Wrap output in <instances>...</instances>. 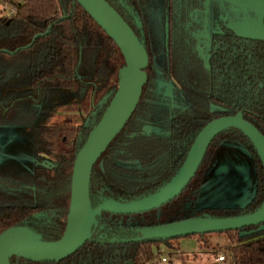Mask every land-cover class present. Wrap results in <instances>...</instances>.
Wrapping results in <instances>:
<instances>
[{
	"label": "trees",
	"instance_id": "obj_1",
	"mask_svg": "<svg viewBox=\"0 0 264 264\" xmlns=\"http://www.w3.org/2000/svg\"><path fill=\"white\" fill-rule=\"evenodd\" d=\"M106 1L131 25L117 0ZM123 1L141 21L148 78L132 115L92 168L89 193L132 199L163 185L180 166L197 132L216 117L241 111L264 136V39L222 26L211 34L206 65L191 31L200 27L208 0ZM45 31L32 42L34 35ZM27 44L31 45L9 53ZM123 64L116 44L76 0H23L11 17H0V126L29 128L38 161L31 172L0 174V232L46 211L50 217L38 229V240L61 236L75 155L109 104ZM56 112L85 117L78 125L45 123ZM223 143L239 144L248 152L252 197L240 206H197ZM111 158L138 165H119ZM43 160L53 165L40 164ZM263 198L261 162L247 137L230 128L215 136L194 176L173 200L133 215L103 213L101 221L151 226L205 215L237 216L253 211ZM226 233L230 264H264V226ZM175 239L113 244L90 239L58 262L12 257L9 264H157L154 245L171 247Z\"/></svg>",
	"mask_w": 264,
	"mask_h": 264
},
{
	"label": "water",
	"instance_id": "obj_2",
	"mask_svg": "<svg viewBox=\"0 0 264 264\" xmlns=\"http://www.w3.org/2000/svg\"><path fill=\"white\" fill-rule=\"evenodd\" d=\"M76 1L116 44L124 64L118 71L117 87L109 104L75 155L70 178L68 213L61 237L55 241L42 242L38 240L37 232L25 225L7 228L0 232V264H9L12 256L33 262L59 261L72 254L89 239L103 211L114 214L141 213L172 200L195 174L211 140L227 128H236L248 138L264 170V136L238 112L235 115L213 119L205 124L196 134L174 174L154 191L130 200L104 198L100 204L92 207L89 199L92 167L136 108L142 88L147 81L145 68L148 55L143 39L137 37L127 22L106 0ZM134 25L139 29L141 27L137 16L134 17ZM47 32L34 35L32 42ZM164 33L166 41L167 21L164 23ZM30 45L18 47L9 53L13 54ZM247 226L263 228L264 198L257 208L242 215L228 217L205 215L137 227L134 228V237L117 242L161 241L188 235L238 230Z\"/></svg>",
	"mask_w": 264,
	"mask_h": 264
},
{
	"label": "rangeland",
	"instance_id": "obj_3",
	"mask_svg": "<svg viewBox=\"0 0 264 264\" xmlns=\"http://www.w3.org/2000/svg\"><path fill=\"white\" fill-rule=\"evenodd\" d=\"M211 8L213 20L222 17L226 20V24L230 25L245 23L247 27V22L255 17L252 1L214 0ZM49 122L63 123V119L61 116L56 119L54 117ZM69 122L78 123L80 119L70 116ZM32 158L27 130L9 126L0 127V171L30 170ZM207 177L208 181L201 189L197 206H240L252 197L254 180L250 158L248 152L239 144L223 143L213 158ZM195 237L199 238L202 249H207L208 253L194 251ZM176 239L172 240L171 244L179 240L178 245L183 250L181 252L168 248L164 243L154 245L153 251L158 253L157 264H203L202 255L207 256L211 264L213 254L218 252L225 257L221 264L231 262L230 240L226 231L188 235ZM162 257L166 262H161Z\"/></svg>",
	"mask_w": 264,
	"mask_h": 264
},
{
	"label": "flooded vegetation",
	"instance_id": "obj_4",
	"mask_svg": "<svg viewBox=\"0 0 264 264\" xmlns=\"http://www.w3.org/2000/svg\"><path fill=\"white\" fill-rule=\"evenodd\" d=\"M214 0H208L207 1V6L205 8V11L203 12L202 16L200 17V21H201V25L199 28L197 29H193L191 31V34L192 36L195 38L196 40V43H197V46H198V51L201 55V57H204V60H205V64L207 65V59H208V54L206 52V49L208 48V46L210 45L211 43V34L212 33H217V32H220L221 29H222V26H225V27H228L230 29H232L236 34L238 35H241V36H245V37H249V38H257V39H264V35H259V34H256V33H247V31H239V30H235L230 24H226V21L220 17L216 19H212L213 18V11H212V2ZM229 1V0H227ZM233 1H239V0H233ZM243 1V0H242ZM244 1H252V3H254L255 1H258V0H244ZM263 2V5H264V0H260ZM118 2V5L124 10L126 11L127 15L130 17L131 19V25L128 24L132 30L134 31V33L137 35L136 31L139 32V36L137 35V37H139L140 39H143V32H142V25L139 28H137L135 25H134V17L138 15L135 14V12L132 10V8L123 0H117ZM123 3V5H122ZM124 6H127V8H125ZM114 8V7H113ZM116 10V9H115ZM117 11V10H116ZM118 12V11H117ZM122 17V16H121ZM139 19V17H138ZM140 21V19H139ZM165 21H167L168 23V19H167V16H165V19H164V23ZM141 23V21H140ZM209 23V24H207ZM163 32H164V24H163ZM168 35H169V23H168V33H167V40L165 41V33H164V46H165V49L167 51V45H168ZM144 42V40H143ZM148 55V54H147ZM148 65V63H147ZM147 67V66H146ZM145 71H146V68H145ZM147 74V72H146ZM147 78H148V75H147ZM147 82V81H146ZM145 85V84H144ZM176 85V88L177 90L179 91V93L181 94V96L183 97V92L180 88L179 85L175 84ZM37 108H38V105H37ZM242 114L241 111H238ZM236 112V113H238ZM236 113L234 114H229V115H223V116H230V115H235ZM61 116L62 119H63V123L65 124H69V125H78L80 124L83 120H84V115L82 113H74V114H68V113H62V112H56L54 115L48 117L45 119V123H48V124H55V123H51L49 122L52 118L55 117V119L57 117ZM70 116H75V117H78L80 119V122L78 123H74V122H69V118ZM219 117H222V116H219ZM219 117H216V118H219ZM243 117V115H242ZM214 118V119H216ZM244 119V118H243ZM213 120V119H212ZM128 121V120H127ZM211 121V120H210ZM247 121V120H246ZM209 122V121H208ZM207 122V123H208ZM206 123V124H207ZM0 127H4V126H0ZM9 127H15V126H9ZM124 127V126H123ZM17 128H24V127H17ZM230 128H233V127H230ZM230 128H227V129H230ZM25 130L28 131V134H29V137H30V130L29 128H24ZM146 129H155V128H152V127H146ZM225 129V130H227ZM236 129V128H235ZM223 130V131H225ZM221 131V132H223ZM240 131V130H239ZM199 132V131H198ZM197 132V133H198ZM219 132V133H221ZM241 132V131H240ZM119 133V132H118ZM218 133V134H219ZM242 133V132H241ZM217 134V135H218ZM243 134V133H242ZM215 135V136H217ZM196 136V135H195ZM245 136V135H244ZM195 138V137H194ZM215 138V137H214ZM213 138V139H214ZM114 139V138H113ZM212 139V140H213ZM248 139V138H247ZM194 140V139H193ZM211 140V142H212ZM193 142V141H192ZM210 142V143H211ZM250 142V141H249ZM84 143V142H83ZM111 143V142H110ZM209 143V144H210ZM30 145H31V137H30ZM82 146V145H81ZM209 146V145H208ZM108 147V146H107ZM189 149V148H188ZM106 150V149H105ZM104 150V151H105ZM207 150V149H206ZM31 151H32V148H31ZM78 152V151H77ZM187 152V151H186ZM206 152V151H205ZM104 153V152H103ZM102 153V154H103ZM101 154V155H102ZM186 154V153H185ZM100 155V156H101ZM205 155V154H204ZM32 156H33V161L31 162V169L30 170H27V171H21V172H31L33 167L35 166L36 163H38L36 157L33 155L32 153ZM99 156V158H100ZM185 157V156H184ZM204 157V156H203ZM98 158V159H99ZM97 159V160H98ZM114 162H116L117 164L119 165H123V166H137L138 163L137 162H122V161H118L114 158H111ZM184 159V158H183ZM203 159V158H202ZM183 161V160H182ZM202 161V160H201ZM97 162V161H96ZM40 164L44 165V166H52L53 164L48 161V160H43V161H39ZM182 163V162H181ZM201 163V162H200ZM96 164V163H95ZM94 164V165H95ZM200 165V164H199ZM94 167V166H93ZM92 167V168H93ZM199 167V166H198ZM198 169V168H197ZM177 170V169H176ZM92 171V170H91ZM1 173H12V174H15V173H20V172H17V171H13V172H7V171H0V174ZM174 174V173H173ZM194 176V175H193ZM71 178V176H70ZM186 187V186H185ZM184 187V188H185ZM148 194V193H147ZM69 197H70V188H69ZM104 198H112V199H115V200H130V199H123V198H113L111 196H108V195H104L102 194V192L98 191L96 193H94L92 196H90V193H89V199H90V202H91V206L92 207H96L98 204L101 203V201L104 199ZM133 199V198H132ZM174 199V198H173ZM172 199V200H173ZM171 201V200H170ZM169 202V201H168ZM167 203V202H166ZM165 204V203H164ZM162 204V205H164ZM161 205V206H162ZM68 207H69V198H68ZM160 207V206H159ZM158 208V207H157ZM156 209V208H154ZM153 210V209H151ZM150 211V210H149ZM147 212V211H145ZM67 213H68V209H67ZM67 213H66V217H67ZM103 213H109V212H102L101 215L98 217V220H97V226L96 228L94 229V231L92 232L91 236L89 237V239L86 240V242L90 239L92 240H96V241H99V242H102V243H109V244H113V243H128V242H131V241H126V242H117L118 240H121V239H130L132 237L135 236V232H134V228H137V227H142V226H139V225H131V224H128V221H124V222H121V223H104L101 221V216ZM143 213V212H141ZM109 214H114V213H109ZM134 214H137V213H134ZM115 215H133V214H115ZM49 217L50 215L46 212V211H40V212H37V213H32L30 215H28L22 222L21 225H25L33 230H35L38 234V229L41 228L42 226H44L46 224V222L49 220ZM66 217H65V224H66ZM21 225H17V226H21ZM14 227V226H13ZM10 228V227H9ZM65 228V226H64ZM4 231V230H3ZM64 231V230H63ZM2 232V231H1ZM63 233V232H62ZM62 235V234H61ZM61 237V236H60ZM59 237V238H60ZM58 238V239H59ZM114 240V242H110L111 240ZM174 239V238H173ZM55 241V240H54ZM51 242V241H49ZM85 242V243H86ZM84 243V244H85ZM83 244V245H84ZM82 245V246H83ZM79 249V248H78ZM77 249V250H78ZM75 252V251H74ZM73 252V253H74ZM71 255V254H70ZM12 257H15V258H19V259H23V258H20V257H16V256H12ZM11 257V258H12ZM68 257V256H67ZM66 258V257H65ZM64 259V258H63ZM23 260H26V259H23ZM62 260V259H61ZM28 261V260H26ZM60 261V260H59ZM29 262H33V261H29ZM55 262H58V261H55ZM35 263H50V262H35ZM52 263V262H51Z\"/></svg>",
	"mask_w": 264,
	"mask_h": 264
},
{
	"label": "crops",
	"instance_id": "obj_5",
	"mask_svg": "<svg viewBox=\"0 0 264 264\" xmlns=\"http://www.w3.org/2000/svg\"><path fill=\"white\" fill-rule=\"evenodd\" d=\"M252 4H253L254 10H255V12H254L255 17L253 16L251 18V20L249 22H247L248 26L246 27L245 23L240 24V25L231 23V26L235 30H239V31H243V30L247 31L248 30L251 34L256 33L259 35H264V5H263V2L258 0ZM194 240H195V241H193L194 242L193 243V249L195 248L194 251L208 253L207 249H205V250L202 249L203 246H202L201 242H199L198 237L197 238L195 237ZM179 242L180 241L178 240V241L172 243L171 247H168V246L167 247L168 248H174L177 252H181L183 250H181L180 245H178ZM213 242H216V240H214ZM219 255H221L220 252L213 254V260L211 261V264H221V262L225 260L224 259L222 261H218L217 258ZM201 258L203 259V261L201 263L208 264V262H209V264H210V261H209L207 256L202 255Z\"/></svg>",
	"mask_w": 264,
	"mask_h": 264
},
{
	"label": "built area",
	"instance_id": "obj_6",
	"mask_svg": "<svg viewBox=\"0 0 264 264\" xmlns=\"http://www.w3.org/2000/svg\"><path fill=\"white\" fill-rule=\"evenodd\" d=\"M23 0H0V17L9 18L15 13V7ZM161 262H166V259L162 257ZM218 261L224 260L223 255H219Z\"/></svg>",
	"mask_w": 264,
	"mask_h": 264
}]
</instances>
